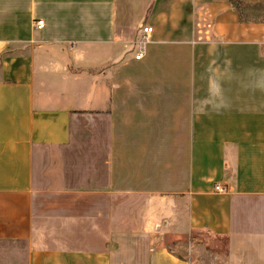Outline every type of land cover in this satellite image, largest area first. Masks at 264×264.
<instances>
[{
    "label": "crops",
    "instance_id": "obj_1",
    "mask_svg": "<svg viewBox=\"0 0 264 264\" xmlns=\"http://www.w3.org/2000/svg\"><path fill=\"white\" fill-rule=\"evenodd\" d=\"M241 1L0 0L16 264H192L162 240L192 231L226 239L209 264H264V0ZM163 201L151 234L135 210Z\"/></svg>",
    "mask_w": 264,
    "mask_h": 264
},
{
    "label": "rangeland",
    "instance_id": "obj_2",
    "mask_svg": "<svg viewBox=\"0 0 264 264\" xmlns=\"http://www.w3.org/2000/svg\"><path fill=\"white\" fill-rule=\"evenodd\" d=\"M164 205L165 202L163 201L157 210L149 209L148 207H140L135 210L139 213L147 231L151 234L157 232L154 221L161 222L162 217H170L168 208ZM162 240L171 244L178 242L177 251L183 255H187L192 264H209L212 260H215L213 258L215 253H225L226 249V239L213 238L199 231H192L178 238L167 237L165 235ZM178 255L181 256L180 254ZM23 260L24 249L21 245L19 248H16L10 242L0 241V264H16L17 261L22 263Z\"/></svg>",
    "mask_w": 264,
    "mask_h": 264
},
{
    "label": "built area",
    "instance_id": "obj_3",
    "mask_svg": "<svg viewBox=\"0 0 264 264\" xmlns=\"http://www.w3.org/2000/svg\"><path fill=\"white\" fill-rule=\"evenodd\" d=\"M34 26L37 27V28H42L44 26V21L42 19H36L34 21ZM152 31V27L148 24H144L142 27H141V39H142V42H146L148 40V37L150 35ZM142 55V46L141 48L139 49V52L135 55L136 58H139L140 56ZM215 190L217 191H223L224 188L218 184L215 185L214 187Z\"/></svg>",
    "mask_w": 264,
    "mask_h": 264
},
{
    "label": "trees",
    "instance_id": "obj_4",
    "mask_svg": "<svg viewBox=\"0 0 264 264\" xmlns=\"http://www.w3.org/2000/svg\"><path fill=\"white\" fill-rule=\"evenodd\" d=\"M235 9L240 13L242 7L245 6L241 0H229Z\"/></svg>",
    "mask_w": 264,
    "mask_h": 264
}]
</instances>
